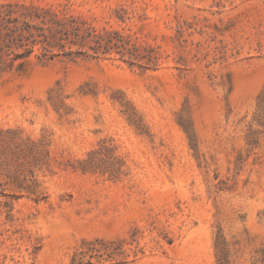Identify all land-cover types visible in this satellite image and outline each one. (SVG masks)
Wrapping results in <instances>:
<instances>
[{"label": "rangeland", "instance_id": "obj_1", "mask_svg": "<svg viewBox=\"0 0 264 264\" xmlns=\"http://www.w3.org/2000/svg\"><path fill=\"white\" fill-rule=\"evenodd\" d=\"M0 264H264V0H0Z\"/></svg>", "mask_w": 264, "mask_h": 264}, {"label": "trees", "instance_id": "obj_2", "mask_svg": "<svg viewBox=\"0 0 264 264\" xmlns=\"http://www.w3.org/2000/svg\"><path fill=\"white\" fill-rule=\"evenodd\" d=\"M43 42H46V46H50V44L48 43V39L45 37V40H43ZM45 52H49L47 48H45Z\"/></svg>", "mask_w": 264, "mask_h": 264}]
</instances>
